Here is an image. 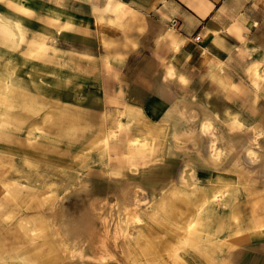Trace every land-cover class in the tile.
Returning <instances> with one entry per match:
<instances>
[{"label": "rangeland", "instance_id": "obj_1", "mask_svg": "<svg viewBox=\"0 0 264 264\" xmlns=\"http://www.w3.org/2000/svg\"><path fill=\"white\" fill-rule=\"evenodd\" d=\"M7 77L0 63V95ZM56 101L16 115L0 99V264H222L224 237H264V115L258 129L201 114L194 132L188 99L178 129L144 136L107 119L100 132L95 98ZM211 164L222 179L196 176Z\"/></svg>", "mask_w": 264, "mask_h": 264}, {"label": "crops", "instance_id": "obj_2", "mask_svg": "<svg viewBox=\"0 0 264 264\" xmlns=\"http://www.w3.org/2000/svg\"><path fill=\"white\" fill-rule=\"evenodd\" d=\"M0 4L6 23L0 29L1 73L8 76L7 84L6 78L2 83L6 90L0 95L1 109L8 105L17 109L8 113L19 115L25 108L35 113V107L40 113L39 103L55 108L57 97L95 98L100 132L109 129L106 119L112 121V129L118 121L126 122L130 131L144 136L170 131L172 122L176 130L191 106L194 132L209 124L199 120L196 126V116L205 114L213 123L215 116L234 114L233 109L242 125L251 119L261 127L264 0H0ZM10 78L16 86H8ZM42 86L47 96L41 94ZM188 99L191 106L185 103ZM179 146L183 144L174 145ZM193 159L201 161V156L193 154ZM166 161L179 160L171 156ZM212 165L198 168L196 176L222 179L221 166ZM190 205L187 209L196 216L198 208ZM224 238L222 264H264V237L255 244H248L243 234Z\"/></svg>", "mask_w": 264, "mask_h": 264}, {"label": "bare ground", "instance_id": "obj_3", "mask_svg": "<svg viewBox=\"0 0 264 264\" xmlns=\"http://www.w3.org/2000/svg\"><path fill=\"white\" fill-rule=\"evenodd\" d=\"M9 20V19H8ZM7 22V21H6ZM11 24V23H10ZM13 27V26H12ZM15 29V28H14ZM203 129L205 130L206 129V124L203 126ZM114 134H115V132H114ZM105 141H107V139L105 140ZM180 144V143H179ZM177 145V144H176ZM210 155V154H209ZM210 160L211 161H213L214 163H216L217 164V162H218V160H217V158L215 157V156H213V155H210ZM188 178V177H187ZM205 198V197H204ZM215 199V198H214ZM205 200V199H204ZM204 202V201H203ZM195 204V203H194ZM198 205V204H197ZM199 206V205H198ZM197 207V206H196ZM200 207V206H199ZM205 209V208H204ZM207 209V208H206ZM207 211V210H206ZM191 215H193L192 213L190 214V215H188L187 217H186V219H185V221L189 224V227H192V224H193V219H192V217H191ZM196 217V216H195ZM194 224H196V223H194Z\"/></svg>", "mask_w": 264, "mask_h": 264}, {"label": "built area", "instance_id": "obj_4", "mask_svg": "<svg viewBox=\"0 0 264 264\" xmlns=\"http://www.w3.org/2000/svg\"><path fill=\"white\" fill-rule=\"evenodd\" d=\"M195 39H196L197 41H199V40H200V36L197 35Z\"/></svg>", "mask_w": 264, "mask_h": 264}]
</instances>
